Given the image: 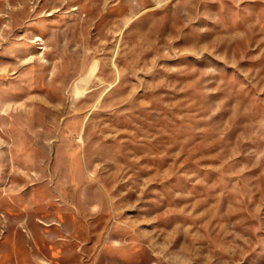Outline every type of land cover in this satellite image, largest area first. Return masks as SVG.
Listing matches in <instances>:
<instances>
[{
  "label": "rangeland",
  "instance_id": "374dc122",
  "mask_svg": "<svg viewBox=\"0 0 264 264\" xmlns=\"http://www.w3.org/2000/svg\"><path fill=\"white\" fill-rule=\"evenodd\" d=\"M0 264H264V0H0Z\"/></svg>",
  "mask_w": 264,
  "mask_h": 264
}]
</instances>
